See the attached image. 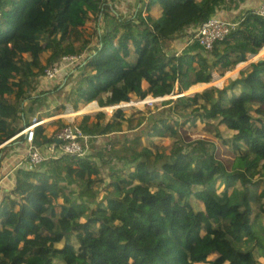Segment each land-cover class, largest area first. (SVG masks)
Masks as SVG:
<instances>
[{"label":"trees","instance_id":"trees-1","mask_svg":"<svg viewBox=\"0 0 264 264\" xmlns=\"http://www.w3.org/2000/svg\"><path fill=\"white\" fill-rule=\"evenodd\" d=\"M247 1L132 0L121 12L111 0H0V164L13 138L46 120L49 98L60 94L58 84L32 95L37 79L62 56L85 51L69 73L75 87L51 116L96 103L101 110L82 111L75 126L92 142L111 136L107 145L132 152L130 158L107 157V146L99 152L107 177L89 154L19 168L0 199V264H260L264 16ZM237 11L236 28L204 52L194 40L202 23ZM88 23L96 40L78 46ZM187 30L176 52L172 45ZM219 70L220 77L232 72L229 81L210 85ZM133 100L169 107L149 120L138 111L136 132L119 141L114 135L129 121L124 105ZM198 121L204 127H194ZM34 132L42 141L45 124ZM155 137L172 144L164 152ZM43 144H56L55 136ZM63 178L84 186L79 195L93 207L71 200ZM94 184L100 190L87 194Z\"/></svg>","mask_w":264,"mask_h":264},{"label":"rangeland","instance_id":"rangeland-1","mask_svg":"<svg viewBox=\"0 0 264 264\" xmlns=\"http://www.w3.org/2000/svg\"><path fill=\"white\" fill-rule=\"evenodd\" d=\"M111 1L114 3V5L121 12H124L126 10V8L131 3V0H111ZM261 1L262 0H250L249 2L247 1L245 3L246 5H244V6L250 5V7L251 6L257 7L261 3ZM238 15H239V11H238V13L232 15L231 18L226 17V14L222 15V17L227 19V20H230V21H235V20H237ZM187 32L188 33L185 36L180 37L178 40H176V42L173 43L172 47H174L173 49L177 50L176 52H181V50L185 47V45L189 39L188 35L191 34V30H189V31L187 30ZM88 40L90 41L89 45L91 43L95 42V40H96V27L92 23H88L87 26L82 29V34H81L80 40L76 43V45L83 46L86 44V42ZM89 45H87L85 47V49L87 47H89ZM84 53H83V55H84ZM49 54H50L49 51H47V50L44 51V53L42 55L43 63H46ZM86 55L87 54H85V56ZM260 57L261 58L264 57V52L261 54ZM26 58L30 59V57L28 55H26ZM74 66H76V65H74ZM74 66L65 67L63 69V71L61 72V74L55 80L46 79L44 77V74H45V72H44V74H42V76H40L37 79L36 85H34L33 90L30 93L32 95H35L36 93H38L40 90H43V89L54 90V89H56V86L58 84H61L62 87L60 89L59 96L53 95L52 97L49 98V101H51L50 104L53 106V108L56 105L61 106L63 104V102H66L67 92H69L72 89V87H75L76 82H77V79L70 78V75H69V73L71 72V69L74 68ZM221 74H222L221 70L217 71L216 75H215V79L210 85H215V86L224 85L226 81H229L228 77H229V75L232 74V72L226 74V76H224V77H220ZM68 79H69L70 83L66 84V80H68ZM49 81H51V82H49ZM202 88H203V85L192 86L188 92L199 91ZM8 98L10 99L11 102L16 101L14 95H9ZM124 107L126 108V116H127L129 121H125L123 123L122 132L116 133L114 135L115 138H118L119 141H122L126 135H130V134L136 132L137 128L135 126H136V124L140 118L138 111H142L145 114H147V116H148L147 120H149V118L151 117L150 115H152V114L155 116L157 114L166 113L169 106L168 107L163 106V104H161V100L154 101V102H152V104H148L147 101L133 100V101L129 102L128 104L124 105ZM51 110H53V109H51ZM70 110H71V108L69 107L66 110L64 108H62V109L60 108V110L58 111L59 112L58 114H63V116L61 117L62 118L60 121L61 123H57V128L55 129V131L52 134L53 137L55 136V133H57V131L60 128L64 127L65 125L69 124V125L75 126L78 122L79 115L82 111H92V110L98 111L101 109H99V107L96 103H93V104L83 105L82 111H80V112H74L73 113V112H70ZM103 110H106L107 114H109V117H111V118L113 117L112 113H111V108H105ZM50 112L52 113L53 111H49V113ZM194 127L202 128V127H204V123L202 121H198L194 125ZM109 138H111V136L110 137L96 138L94 142L90 141V139H89L88 148H87V152H86V154L91 155L96 161L99 162V164H101L102 174L106 177L109 174L108 168L106 165L103 166V162L99 158V155H98L99 152H104L105 151L104 148L107 146V149H106V156L107 157L130 158L131 153H132L129 147L124 146L123 144H120V143L113 144V145H107L106 143H107V140H109ZM154 141H155V146L162 148V150L164 152H165V149H167L169 147V145L172 144V139L166 138V137H155ZM38 145L42 146L43 144H41V142H40V143H38ZM49 149H51V148H46L44 150V153H43L44 156H46V154L49 153L48 152ZM121 165H122L121 162H119V161L116 162L117 167H120ZM62 180L63 181L61 182V187L65 190V194L69 195V198L71 200L76 199L79 202H81V204L83 206L89 205L88 208L93 207L92 201L89 202V200L86 197L79 195L80 192L83 190L84 186L82 187V186H78V185L73 184V183H69L68 179L63 178ZM96 189L99 191L100 187H98L97 184H94L92 187H90V189L86 193L91 194ZM101 195H102V193H99V197ZM59 202L61 204H66L63 195L60 196ZM70 202H72V201H70ZM70 202H67V204H69ZM61 245H62V243H61ZM257 259H258L260 264H264V258H262L260 255H257Z\"/></svg>","mask_w":264,"mask_h":264},{"label":"built area","instance_id":"built-area-1","mask_svg":"<svg viewBox=\"0 0 264 264\" xmlns=\"http://www.w3.org/2000/svg\"><path fill=\"white\" fill-rule=\"evenodd\" d=\"M256 12L264 16V1L261 3ZM237 26V22L222 19L217 16L209 18L198 28L194 37L199 45L207 54L211 53L216 42L224 40L229 33ZM83 58V55H65L59 63L49 65L44 77L49 80H55L65 67L77 65ZM148 102V101H147ZM152 104V102H148ZM44 123L35 122L22 131L26 134V140L30 144L35 138V127ZM90 136L83 133L81 129L73 125H65L55 133L56 144L50 146L49 153L46 156L37 148L31 147L28 162L32 165H40L43 162L56 158L60 155L84 156L87 152ZM58 145V146H57Z\"/></svg>","mask_w":264,"mask_h":264},{"label":"crops","instance_id":"crops-1","mask_svg":"<svg viewBox=\"0 0 264 264\" xmlns=\"http://www.w3.org/2000/svg\"><path fill=\"white\" fill-rule=\"evenodd\" d=\"M263 1L264 0H262L261 3ZM261 3L257 7L251 6V8L257 10L261 5ZM247 6L250 7V5ZM236 13H238V11L234 13H226V17L231 18V16ZM50 102L51 101H49L48 103V107H47L48 110L55 108V107L53 108ZM62 116L63 114H56L51 116V112L49 113V117L46 120H44L43 123L45 124L46 133L43 136L42 141L40 139L37 140V137L35 136L33 143L30 144L29 142H27L26 134H24V132L17 134L13 138L14 145L11 148V150L7 152L4 160L0 164V199L4 194L9 193L13 189L16 182V178H15L16 171L21 167L24 168L28 167L29 165L28 156L31 147L37 148L41 150L43 153L46 148H50L49 145L43 144V140L52 136L53 132L57 128V123H59L58 119H60ZM40 142L41 144H43L42 146L38 145V143Z\"/></svg>","mask_w":264,"mask_h":264}]
</instances>
